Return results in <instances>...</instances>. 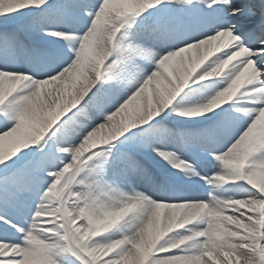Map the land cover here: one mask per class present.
<instances>
[{"label": "snow or ice", "instance_id": "obj_1", "mask_svg": "<svg viewBox=\"0 0 264 264\" xmlns=\"http://www.w3.org/2000/svg\"><path fill=\"white\" fill-rule=\"evenodd\" d=\"M0 264H264V0H0Z\"/></svg>", "mask_w": 264, "mask_h": 264}]
</instances>
